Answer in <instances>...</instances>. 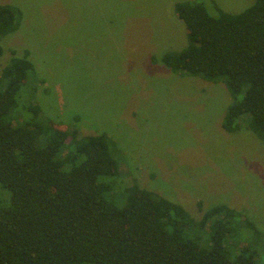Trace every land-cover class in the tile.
Here are the masks:
<instances>
[{
	"label": "rangeland",
	"instance_id": "1",
	"mask_svg": "<svg viewBox=\"0 0 264 264\" xmlns=\"http://www.w3.org/2000/svg\"><path fill=\"white\" fill-rule=\"evenodd\" d=\"M178 1L216 16L213 0H0L22 11L20 27L1 40L0 67L30 52L34 69L17 110L41 126L42 137L59 128L109 135L119 168L105 179L118 205L126 182H134L194 218L217 204L244 211L261 235L240 219L238 239L258 249L264 264V145L246 125L223 128L232 102L224 84L177 74L163 62L188 44ZM214 1L237 13L255 0ZM10 204L0 185V207Z\"/></svg>",
	"mask_w": 264,
	"mask_h": 264
},
{
	"label": "trees",
	"instance_id": "2",
	"mask_svg": "<svg viewBox=\"0 0 264 264\" xmlns=\"http://www.w3.org/2000/svg\"><path fill=\"white\" fill-rule=\"evenodd\" d=\"M211 7L216 16L200 3H175L188 44L162 60L177 74L224 84L232 102L223 128L246 125L264 145V0L237 13L214 0ZM21 19L19 8L0 4V57L2 38ZM29 55L0 67V185L11 195L0 207V264L260 263L259 250L238 239L240 219L261 235L244 211L217 204L194 218L134 182L118 205L105 179L119 168L108 134L59 128L42 137L41 126L21 119L19 94L34 69ZM30 110L40 113L37 105Z\"/></svg>",
	"mask_w": 264,
	"mask_h": 264
}]
</instances>
